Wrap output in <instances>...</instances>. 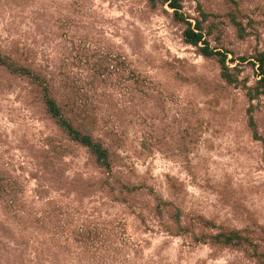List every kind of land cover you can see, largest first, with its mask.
Returning <instances> with one entry per match:
<instances>
[{"label":"rangeland","instance_id":"1","mask_svg":"<svg viewBox=\"0 0 264 264\" xmlns=\"http://www.w3.org/2000/svg\"><path fill=\"white\" fill-rule=\"evenodd\" d=\"M176 3L242 85L255 86L264 0ZM185 28L167 3L0 0L2 50L41 72L57 101L72 87L78 103H92L113 178L141 187L107 190L31 82L0 67V175L12 186L0 193V264H255L244 249L167 234L173 223L155 214L153 196L190 229L200 215L264 238V147L247 125L246 90L220 78L218 57L186 43ZM252 104L264 137V95Z\"/></svg>","mask_w":264,"mask_h":264},{"label":"trees","instance_id":"2","mask_svg":"<svg viewBox=\"0 0 264 264\" xmlns=\"http://www.w3.org/2000/svg\"><path fill=\"white\" fill-rule=\"evenodd\" d=\"M176 2L177 0H147L151 8L167 3L169 8L173 10L174 18L186 25L183 31L184 41L195 47L202 44L203 46L199 47V49L204 57H218V63L221 69L220 78L226 84L235 86L242 85L239 78L233 73L236 70H231L225 65V55L217 50L210 49L207 42H203V35L200 30L194 31L190 24L178 13L179 8ZM256 61L259 65V80L253 87L246 86V84L242 85V87L246 90V95L249 100L247 125L251 130L252 137L260 141L264 147V137L257 133V127L252 115V110L254 109L252 102L258 99L259 95H264V58L260 56ZM0 67L12 75H17L31 82L36 92L40 95L45 112L66 136L67 140L85 148L91 161L98 169L103 170L106 174V177L101 180L100 184L104 185L107 190L117 191L120 197L125 196V194L133 195L141 189L139 186L129 185L128 183H123L113 178L112 168L114 166L115 156L109 145L104 144L93 135V129L95 128L97 118L94 115L92 103L77 99L81 101L78 103L75 98L76 92L71 89L72 87H68L70 88V92L65 96L64 101H57L53 96L49 81L41 72L21 65L9 54L5 53L1 46ZM106 135L110 137L112 141H118L114 131L106 132ZM9 182H11V180H5L0 175V193L2 196L12 193V191H10L12 186ZM153 200L156 202L154 209L158 219L162 220V213H166L167 218L173 223V226L162 225L167 234L179 236L189 233L190 238L195 244H209L224 248L244 249L249 257L254 258L255 264H264V238H258V236L254 235V232L246 229L242 231L228 229L227 227L216 225L213 221L200 215L194 217L195 223L191 225L193 227L190 229L182 224L181 215L179 214L177 206L158 197L153 196ZM167 208L174 210L171 215L167 214Z\"/></svg>","mask_w":264,"mask_h":264}]
</instances>
